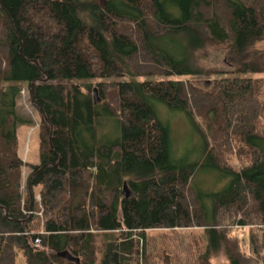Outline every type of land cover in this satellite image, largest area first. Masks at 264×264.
<instances>
[{
  "label": "trees",
  "instance_id": "16d2710c",
  "mask_svg": "<svg viewBox=\"0 0 264 264\" xmlns=\"http://www.w3.org/2000/svg\"><path fill=\"white\" fill-rule=\"evenodd\" d=\"M208 42L226 46L235 75L210 91L173 78L203 71ZM262 42L264 0H0V264H76L64 249L84 264H141L146 230L193 226L207 237L196 264L219 252L264 264V76L247 74L264 72ZM23 82L42 116L25 185ZM160 101L190 115L202 156L174 153ZM206 161L227 181L209 193L194 184Z\"/></svg>",
  "mask_w": 264,
  "mask_h": 264
},
{
  "label": "rangeland",
  "instance_id": "374dc122",
  "mask_svg": "<svg viewBox=\"0 0 264 264\" xmlns=\"http://www.w3.org/2000/svg\"><path fill=\"white\" fill-rule=\"evenodd\" d=\"M264 46V42L261 43ZM196 64L202 68L201 73L175 75V79H183L188 83L210 91L214 81L219 77L235 75L233 66L229 63L226 55V46L218 42H208L204 47L196 50ZM250 76H264L262 73L248 72ZM8 83V82H7ZM6 82H0V85H6ZM264 89V85L262 86ZM158 112L161 118L169 120L173 129L172 146L174 153L178 156H188L190 159L200 157L204 150V141L202 136L196 131V127L189 114L181 109L169 107L164 102H158ZM18 111L25 118L31 119L30 122H20L17 126L19 139V152L26 158L28 169L24 167V181L30 173L31 163L40 161V138L38 123L41 122V113L34 104L29 86L26 82L22 83V89L18 96ZM198 118V117H197ZM200 119V118H199ZM171 122V123H170ZM107 132L115 134L119 129L118 122L115 119H109L106 122ZM202 128L207 130L206 123H202ZM115 137V136H114ZM233 162H239L234 156ZM223 174L216 170L212 165L205 162L201 169L194 175V184L198 186L203 193H209L219 190L226 183ZM27 186H23L24 195L27 192ZM40 185L35 186L36 193H39ZM128 193L132 192L130 186L125 188ZM37 226L40 230L43 228L44 217L37 218ZM231 234L234 236H247L248 229L240 228L238 225L229 223ZM248 228V227H246ZM206 234L204 226L193 227H159L146 230V241L140 254L141 264L145 260L152 261L153 264H167L169 261H180L184 264H196V257L205 248ZM100 256V255H99ZM18 261L24 262L23 253H19ZM82 260V259H81ZM214 264H230L224 252H219L212 257ZM148 262V261H147Z\"/></svg>",
  "mask_w": 264,
  "mask_h": 264
},
{
  "label": "water",
  "instance_id": "95a60500",
  "mask_svg": "<svg viewBox=\"0 0 264 264\" xmlns=\"http://www.w3.org/2000/svg\"><path fill=\"white\" fill-rule=\"evenodd\" d=\"M125 194H128V191L125 190ZM58 254L70 261H75L76 264H84L81 261L80 256L73 254L72 252H70L68 249H64L58 252Z\"/></svg>",
  "mask_w": 264,
  "mask_h": 264
},
{
  "label": "built area",
  "instance_id": "2783aa9c",
  "mask_svg": "<svg viewBox=\"0 0 264 264\" xmlns=\"http://www.w3.org/2000/svg\"><path fill=\"white\" fill-rule=\"evenodd\" d=\"M38 198H40V196H38ZM26 212H30V213H34V210H26ZM38 213H42V210L41 211H37ZM36 245H39L40 244V238L38 237V238H36Z\"/></svg>",
  "mask_w": 264,
  "mask_h": 264
},
{
  "label": "crops",
  "instance_id": "0c3cea01",
  "mask_svg": "<svg viewBox=\"0 0 264 264\" xmlns=\"http://www.w3.org/2000/svg\"><path fill=\"white\" fill-rule=\"evenodd\" d=\"M24 158V157H23ZM24 160L26 161V158H24ZM27 162V161H26ZM39 162V161H38ZM38 162H36V163H38ZM26 169H28V166H27V164L25 165V170ZM25 181H26V179H25ZM127 185V184H126ZM40 190V189H39ZM38 194V193H37Z\"/></svg>",
  "mask_w": 264,
  "mask_h": 264
}]
</instances>
